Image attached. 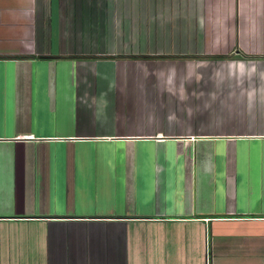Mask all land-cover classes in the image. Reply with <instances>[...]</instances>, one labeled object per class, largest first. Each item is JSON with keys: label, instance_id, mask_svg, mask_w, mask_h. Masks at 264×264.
Instances as JSON below:
<instances>
[{"label": "crops", "instance_id": "0c3cea01", "mask_svg": "<svg viewBox=\"0 0 264 264\" xmlns=\"http://www.w3.org/2000/svg\"><path fill=\"white\" fill-rule=\"evenodd\" d=\"M114 55L261 72L213 132L138 130L98 120ZM0 264H264V0H0Z\"/></svg>", "mask_w": 264, "mask_h": 264}, {"label": "rangeland", "instance_id": "374dc122", "mask_svg": "<svg viewBox=\"0 0 264 264\" xmlns=\"http://www.w3.org/2000/svg\"><path fill=\"white\" fill-rule=\"evenodd\" d=\"M148 45L145 44L144 47H148ZM131 52H136V50H131ZM95 58L99 62L102 61L101 58ZM157 61L158 59L152 58L143 63H134L132 59L119 58L114 55L96 66L90 67L89 65V73L113 76V78L99 83V90L107 93L103 97L98 95V98H96L95 104L99 111L98 120L102 119L106 122L111 119L114 121L115 117L113 115H116L122 124L129 122L130 127L138 130H143L142 124L148 120L155 121L159 127L167 124L173 126L176 123L182 130L200 125V129L203 127L208 132H213L216 128L214 125L220 126L222 121L218 119L217 123L212 125L215 113L210 114L208 109L209 92L211 90L217 91L218 102H220L218 107L220 108L225 103L227 92L232 93L237 89L244 90L242 87L246 83L242 81L247 77L250 80L251 77L261 72L256 66L245 62L228 66L218 65L216 67L207 59L186 60L180 58L179 61L170 59L169 61H172L171 65L157 64ZM135 74H138V77L133 79ZM147 74H170V78H161L160 75V79H158L160 81L157 82L153 81L155 79H147L149 77ZM212 74H217L218 78L216 80L211 79ZM224 75H237L239 79L238 81L236 79L226 81L225 78H220ZM252 83L249 84L253 85ZM260 86L261 84L257 85V91L260 90ZM249 90L251 93L256 92V89L252 90L251 88ZM124 91L130 98L128 103H125L127 98L123 94ZM146 93L150 97L147 101L145 100ZM116 99L121 101L118 105L121 110L119 114L116 111L118 104ZM211 105H214V103H211ZM187 144L192 145L190 142ZM137 146H140V143ZM197 146L199 147V145ZM156 155L158 161H152L151 165L154 162V170L158 181H160L166 170L163 159V156H165L164 150L158 149ZM211 157H213V153H211ZM207 183H209L208 180ZM206 186L208 188V184ZM185 188L192 189L188 177L186 178Z\"/></svg>", "mask_w": 264, "mask_h": 264}]
</instances>
